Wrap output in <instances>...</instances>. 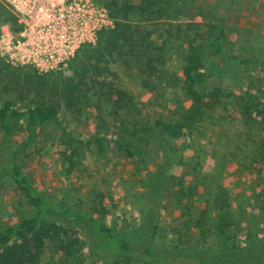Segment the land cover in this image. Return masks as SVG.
<instances>
[{"label":"rangeland","instance_id":"obj_1","mask_svg":"<svg viewBox=\"0 0 264 264\" xmlns=\"http://www.w3.org/2000/svg\"><path fill=\"white\" fill-rule=\"evenodd\" d=\"M103 1L99 3L109 13ZM128 1L135 8L130 13L133 30L123 59L109 63L110 71L98 76L89 85L93 87H83L73 109L65 106L56 91L75 83L70 65L42 73L32 65L0 58V106L11 99L14 108L24 113L40 103L58 102L61 125L50 124L40 131L21 160L30 179L48 204L65 202L119 230L137 224L150 201L146 171L136 158L111 144L105 159L93 145L83 149L67 173L65 146L59 141L61 126L83 140L93 138L97 130L113 139L121 126L145 128L156 120L175 121L190 105L181 73L188 43L177 40L179 34L206 41L212 30L233 52L255 48L264 55V0ZM203 56L206 65H221V73L210 77L208 85L222 86L225 97L190 139L171 141L172 148L184 152L185 164L173 169V178L162 181L156 238L167 250L192 247L218 252L264 237V69L226 61L209 49ZM149 58L154 60L153 69ZM27 137L20 118L9 144L15 148ZM8 140L0 120V156ZM141 148L147 151L149 170L163 169V153L154 143ZM190 186L198 191L190 192ZM180 190L186 195H180ZM32 214V205L13 181L2 178L0 227ZM63 226L66 232L46 240L40 258L31 264L127 263L124 257L96 251L83 230Z\"/></svg>","mask_w":264,"mask_h":264},{"label":"trees","instance_id":"obj_2","mask_svg":"<svg viewBox=\"0 0 264 264\" xmlns=\"http://www.w3.org/2000/svg\"><path fill=\"white\" fill-rule=\"evenodd\" d=\"M103 2L115 19V25L101 30L97 43L86 44L70 61L69 65L74 71L71 80L75 83L56 88L68 109L77 106L81 96L79 92L83 87H93L89 85L96 82L98 76L110 71L109 63L123 59L126 42L131 38L133 26L130 23V13L135 6L128 0ZM14 22V14L0 0V27L4 23ZM209 32V40L206 41H198L196 37L189 38L187 33L179 34L177 38L183 45L185 41L188 43L181 73L186 81L185 91L190 105L175 121L156 120L153 126L145 128L130 129L121 126L116 128L113 139L106 132L97 130L93 138L83 140L71 136V132L61 126L59 141L65 146L62 155L67 173L75 167L78 162L76 158L83 149H89L93 145L94 151L105 159L111 144L116 145L126 156L136 158L146 171V194L150 196V201L143 208L141 220L127 230H119L96 216L68 207L65 202L48 204L45 194L27 174L21 160L38 133L50 124L61 125V120L58 119V102L40 103L27 108L24 113L14 108L11 99H6L1 104L0 120L9 140L3 156H0V180L8 177L13 181L32 205L33 214L15 224L0 227V264H31L37 261L44 251L46 240H54L56 236L66 232L63 224L83 230L96 251L108 257H124L126 264H264V237L243 244H232L218 252L192 247L167 250L161 247L162 244L156 238L163 182L173 178L174 168L185 164L184 152L179 148H172L171 141L190 139L197 126H202L211 111L225 97L222 86L208 85L210 77L219 75L222 67L218 63L206 65L203 51L209 49L226 61H233L247 68L260 66L264 69V55L259 54L258 49L233 52L226 40L212 30ZM180 33L183 34V30ZM153 62L149 58L150 69L154 67ZM20 118H23L28 137L14 148L9 143L12 141L15 123ZM152 143L163 153L165 163L161 170H149L147 151L141 148L144 146L147 149ZM194 189L198 191L190 186V192ZM181 191L180 195H186Z\"/></svg>","mask_w":264,"mask_h":264},{"label":"built area","instance_id":"obj_3","mask_svg":"<svg viewBox=\"0 0 264 264\" xmlns=\"http://www.w3.org/2000/svg\"><path fill=\"white\" fill-rule=\"evenodd\" d=\"M15 22L0 28V58L62 71L86 44L115 25L98 0H4Z\"/></svg>","mask_w":264,"mask_h":264}]
</instances>
